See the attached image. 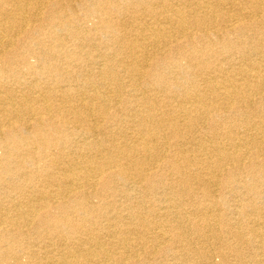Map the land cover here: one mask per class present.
Segmentation results:
<instances>
[{
	"label": "bare ground",
	"instance_id": "bare-ground-1",
	"mask_svg": "<svg viewBox=\"0 0 264 264\" xmlns=\"http://www.w3.org/2000/svg\"><path fill=\"white\" fill-rule=\"evenodd\" d=\"M178 1L0 0V264L153 263L128 250L140 242L130 223L116 228L108 202L92 198L107 195L115 179L129 189L118 198L139 203L134 191L153 189L163 166L174 176L171 190L189 191L197 174L206 202L187 208V200L166 198L140 238L186 239L190 251L193 233L198 260L173 250L169 264H214L210 240L231 234L243 243L224 245L236 264H264V0ZM219 18L221 32L213 25ZM200 39L207 45L196 46ZM181 43L188 48L177 54L196 65L167 62L164 52ZM217 58L230 65H210ZM151 65L154 87L142 81ZM175 73L190 79L185 98L176 92L184 85L170 83ZM125 86L134 92L128 107ZM217 117L224 130L192 134L191 121ZM181 123L183 148L164 163L178 143L165 131L177 135ZM253 150L260 158L252 160ZM182 158L198 166L185 171ZM228 199L233 222L218 208ZM118 206V218L145 221ZM187 211L192 221L176 222ZM249 245L259 250L246 261ZM225 250L216 252L223 258Z\"/></svg>",
	"mask_w": 264,
	"mask_h": 264
},
{
	"label": "rangeland",
	"instance_id": "rangeland-1",
	"mask_svg": "<svg viewBox=\"0 0 264 264\" xmlns=\"http://www.w3.org/2000/svg\"><path fill=\"white\" fill-rule=\"evenodd\" d=\"M168 1L170 3L179 2L178 0H168ZM194 1H196V0H182V2L185 4V6H189L188 3L194 2ZM221 20L222 19L219 18L218 20H215V22H214L215 24H213V25H215L214 28L216 27L215 29L217 31L219 30V32H221V28H223V24H222ZM205 24L207 25L208 23L205 21ZM194 28H196L197 32H200L197 29V26L194 25V27H193L194 32H196ZM184 39L185 38H182L181 41L182 42L185 41ZM200 40L196 41V46L201 47V46H206L207 45L204 41H202V40L200 41ZM181 45L182 46H180V47L172 45L169 48V50L164 52V56L166 57L167 62L168 61L169 62L181 61L185 66L190 64V62H193L196 65L198 63V61L193 60V59L191 60L190 58H188V56L182 57V56H179L177 54L178 51H186L187 48H188V46L184 45V43L183 44L181 43ZM220 45L221 44L219 42H213L211 44V46H215V48H217L216 50H219L218 46H220ZM256 46H260V45H256ZM176 47H178V48H176ZM174 48H176V49H174ZM232 50H236V47L232 48ZM249 61H250V59L246 60V62H249ZM230 62H231L230 58L229 59H224V58H219L218 59L217 58L216 60H213L211 62V64L210 63L209 64L213 65V63H214L215 66L216 65L217 66L218 65H222L223 66V65H230ZM153 66H154V64H153ZM153 66L151 65V66H149L147 68V72L143 76L142 81L147 83V84H149L150 86L154 87V83L157 80H156V77L153 75V68H154ZM213 75H214V73H213ZM172 77H174V78H171V76L169 77V78H171L170 79V83H175V84L177 83L179 86L180 85H184V87L182 89H180V91H176V92L179 93L178 94L179 95L178 98H185V95L183 94L182 91L185 90L187 86H189V84L186 83V81L189 82V80H190L189 77H188V80H187L186 77H184L182 74H178V73H175L174 75H172ZM167 80L168 79H166L165 82H167ZM130 88H131V86H127V87L125 86L124 87L123 101H122L121 105H123L125 107H128V106H130L132 104L131 102H129V100L132 99L131 98L132 97L131 94H133L134 92H127V90H129ZM155 93L161 94V95H167V94L171 95L172 94V92H170L169 90H167L166 92H158L156 90ZM182 96H184V97H182ZM188 96H190V94ZM165 99H167V98H165ZM211 103H215L216 110H218V111H222L223 110V105H224L223 103H220V102H211ZM257 105L258 104H253L252 106H250L249 110H251V111L252 110H256L255 108H258ZM207 106H208V102L206 104V107ZM234 118H235V115H231L230 123H231V120H233ZM218 120L219 119L217 117V119L203 118V119H200V120H196L195 122L191 121V124L195 123L193 126L197 127L196 128L197 130L192 132V134L198 135V136H205L206 134H210V131H212L213 129H215L216 131H218L219 129L224 130V128H226V126H227L226 122L221 123ZM178 127H179V129H178L179 133L177 135H174V136L172 134H170L169 131H167V130L165 131L166 133H168V135H166L167 139H169L172 142L173 141H177L178 143L176 145H171L169 147V150L167 151V157L163 161L164 163L168 159L176 160V156H175L176 152H178V150H180V149L182 150V148H183V146L181 145L180 141H178L177 138H180V136H182L184 134L185 124L181 123ZM118 128L121 129V130H125L126 129V125L121 123V124H119ZM258 154L260 155V153L256 152V150H253V154L251 156L252 160H254L256 158H260V156ZM187 155L192 156V152H189ZM170 156H172V157H170ZM183 161H185V160L182 158L181 160H179L177 162L180 164L181 168L184 169L185 171L189 172L190 171L189 168L191 166L192 167L198 166V164L185 166V163ZM195 162H196V160H195ZM156 171L158 172V175H156L157 177L154 178L153 189H148L147 187H141V189L138 188L137 190L134 191L135 193L138 194L139 198L141 199L139 203L134 202L135 201L134 199L126 201V200H124V198H118V195L121 194V192L129 191V189L127 190V188L125 186L120 185V181L119 180H115V179L111 180V188L112 189L109 190V193L107 195H105V194H104V196L99 195L98 197L92 198V201L93 202H99L100 200H102V201H107L108 202V204L105 205V209L109 210V213L107 214V216L108 217H111V216L115 217V219H113V224H115L116 228H118V227L119 228H123L126 225L128 226V224L130 223L129 227L133 231V232H131L132 234L130 233V235L132 237L139 238L140 242L137 243V244L134 243L133 246H129L128 247L129 249L128 248L127 249L128 250L132 249L131 251H133V252L134 251L135 252L138 251L139 255H138L137 258L140 259L143 256H146L148 258H154L155 259V261H152L153 263H151V264H169V263H173V260L175 259V256L173 258L172 255H171L172 251L174 250V252H176V254L180 253L179 258L182 261L186 260V257H190V256H194V257L196 256L195 259L198 260L199 254H197V255L194 254V248H196V247L198 248V246H196V245H198L200 242L197 241L198 237L195 238V234H193V233H189L187 235V237H188L187 240H189V241H190V239L192 240V244H191L192 247H191L190 251H188V248L186 246V243H187L186 239L181 240V241L180 240L176 241V239L175 240L174 239H167V237L164 240H156L154 238H150V239L140 238V236H142V237L144 236V232L148 231L151 228V221L153 220V217H152L151 214H153L155 212V210H157L158 206H161L162 204L164 205V200L166 198H168V197L179 198L181 200L182 199L185 200V202L187 200L188 201L187 204H186L187 208H189V207H193L194 208V206H196V207L197 206H202V204L204 202H206L205 200L204 201H200V199H202V197H201L202 196V188L200 186L196 185V180H197V176H198L197 174L193 173L195 186H192L189 189V191L187 190V191L181 192L179 188L175 187L173 190H171L169 188L168 184H170V180H172V178L174 176H172V174H171L172 172L170 171L168 166L159 167V169L156 170ZM189 180H190V178H189ZM122 203L125 204V207H127V211L141 212L142 214H144V216H145L144 220L146 222L144 221V222L141 223L140 219H138L135 216L131 217V219L118 218V215H119V213H118L119 206L118 205L122 204ZM231 203H232V200L228 199L225 207L224 206H218V208H219L220 214L222 212L227 214L226 218L229 219V221L233 222V220H235V217H234V215L230 214L231 208H232L231 207ZM261 207H264V204H262ZM192 217H193V215H191V213L187 211V213L177 214V216H176L177 219L176 218L175 219H176V222H178V220H180L182 218L183 219L188 218L189 220L192 221ZM101 221H102L101 222L102 223L101 227L103 229L102 232H105L107 230V225L104 222V216L101 217ZM111 222H112V220H111ZM135 230L138 231V232H136ZM140 233H142V234H140ZM223 238L226 239L225 242H221L220 241L222 238L220 240H217V241H214L212 239L210 240L211 243L209 244V247H211L213 252H209L208 251L207 253H209V254L211 253V257H212L211 262L214 263V264H236L237 263V259H239V258L233 252L232 253H227L228 249L224 245H227L229 243L230 244H239V245L241 244L242 245L243 243H241L240 240H238L236 237H232L231 234H227V237H223ZM214 242H216V243L214 244ZM156 244L159 245V249L161 247L162 248H166L168 246H170V249L169 250H165L163 252H159V253L158 252L154 253L152 251L151 252L148 251V250H150V248H149L150 246L154 247V245L156 246ZM108 247L113 248V249L115 248L114 245H110ZM223 248H225L226 250H225L224 257L222 258L221 256H219V254L216 252V250L218 251L219 249H223ZM257 250H259V248H257L256 245H251V246L249 245V247L247 248V250L244 253V259L247 261L248 259L254 258V252L257 251ZM137 258L134 257V258H132L131 261H135ZM200 260H201V258H200ZM178 261H180V260H178ZM147 264H150V263H147ZM206 264H208V263H206Z\"/></svg>",
	"mask_w": 264,
	"mask_h": 264
}]
</instances>
